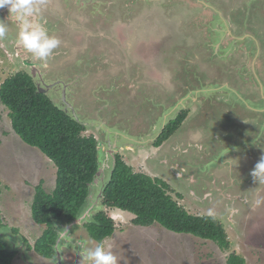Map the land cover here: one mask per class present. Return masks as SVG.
<instances>
[{"label":"rangeland","instance_id":"1","mask_svg":"<svg viewBox=\"0 0 264 264\" xmlns=\"http://www.w3.org/2000/svg\"><path fill=\"white\" fill-rule=\"evenodd\" d=\"M82 1L88 5L78 3ZM246 2L43 0L40 5L38 19L55 26L56 33L47 27L49 35L61 41L54 56L48 59V69L65 71L83 57L90 63L82 81L83 89L78 88L79 95L74 100V108L79 109L76 112L86 115V124L91 118L96 120L98 110H107L106 114L100 113L104 117L99 119L100 123L112 126L109 130L117 133L138 137L154 125L159 117L155 111L163 112L178 102L187 104L179 110L188 113L187 119L158 148L154 142L159 136L137 144L122 138L112 153L134 173L166 181L175 200L191 215L215 217L224 226L230 242V249L223 251L212 242L171 233L157 224L134 226L132 214L105 207L99 200L91 214L102 212L113 221L114 233L106 240L122 257L120 264H226L231 253L241 256L245 264H264V177L251 175L248 180L264 157V19L256 15L254 4L250 6L248 22L244 23L241 16L233 18L231 11ZM209 6L220 16L214 13L215 19H211L213 12ZM0 22L6 24L7 31H16L2 15ZM213 31L222 36L218 45L219 38H208ZM4 37L0 38V85L10 75L25 71ZM63 51L68 52L66 56ZM93 90V94H99L100 104L103 99L107 104L99 108L98 102L91 99ZM185 92L189 93L187 99L192 98L190 95L196 98L188 103L185 99L179 101ZM51 99L57 103L55 98ZM138 107L143 111L153 108L152 119L144 118V113L132 122ZM95 125L98 124L86 126L83 135L93 136L98 148H104L110 131L99 132ZM174 156L191 169L196 179L194 192L188 189L190 182L182 172L178 174L174 168L172 173L168 168ZM203 173L207 178H203ZM55 179L54 165L39 149L18 137L8 110L0 102L1 229L11 234L17 232L32 247L45 228L32 219L35 192L39 186L51 193ZM104 179L105 173L99 181ZM213 183L221 195L233 199L229 208L228 199L220 195L212 200L197 197V190L208 196ZM93 193L95 196L96 188ZM85 223L72 238L94 247L96 243L84 230ZM82 244L61 250L64 264H81ZM13 252L16 254L12 264H25L18 250ZM28 256L32 264H52L33 250Z\"/></svg>","mask_w":264,"mask_h":264},{"label":"trees","instance_id":"2","mask_svg":"<svg viewBox=\"0 0 264 264\" xmlns=\"http://www.w3.org/2000/svg\"><path fill=\"white\" fill-rule=\"evenodd\" d=\"M0 102L8 110L12 129L18 137L39 149L56 169L54 190L46 193L38 186L35 192L32 219L45 228L33 246H28L29 251L33 250L39 257L51 259L55 255L56 222H73L97 174L98 143L93 136H84L85 124L39 91L25 71L10 75L1 83ZM174 113L167 118L169 121L154 142L156 148L187 119L185 111ZM172 191L166 181L134 173L115 155V166L100 200L105 207L132 214L134 226L157 224L171 233L190 235L228 251L230 242L224 226L215 217L188 213L175 200ZM84 230L97 243L111 237L115 226L111 219L98 212L92 221L84 224ZM15 254L0 242V264H12ZM226 264H245V261L231 253Z\"/></svg>","mask_w":264,"mask_h":264},{"label":"flooded vegetation","instance_id":"3","mask_svg":"<svg viewBox=\"0 0 264 264\" xmlns=\"http://www.w3.org/2000/svg\"><path fill=\"white\" fill-rule=\"evenodd\" d=\"M76 1V0H74ZM254 4L256 7V15L261 18L264 19V0H248V2H246L245 5H242L241 8H237L232 10V17L234 18L235 15L237 16H241L240 19L243 20V22L245 23V21L248 22L249 18V13L251 12V8L250 6ZM245 7V11L242 10V8ZM241 9V10H240ZM4 10V11H2ZM252 13V12H251ZM0 15H2L4 17V19L12 24L16 31H7L4 39L6 40V46L9 47V50L11 51V54L14 56H17L19 58V60L21 61V64L24 67V70L32 77L33 82L35 84V86L37 87V89L39 91H41L42 93L47 94L50 98H55L57 101V105L59 104V106H63L65 107L66 105L70 108L67 107L68 110L64 109L62 107V109H64L71 117H73L75 120L84 123L85 126H93L94 124H98L95 125L94 128H96V130L100 131H108L109 129L112 128V126L110 127L109 125L102 124V122L100 123L99 119H104L103 115L100 113H107V110H98V112L95 113V116L98 114V119L93 120V118L90 119L89 123H85L86 120L84 118H87L85 116H81L79 115L76 110L74 108L75 107V97L72 93L77 92L76 89L82 88L81 84L82 81L85 79V76L88 74L87 72V66L90 67V63L88 62V58L87 57H83L81 59H77L74 62V65L66 67L65 71H60V70H49V61H47V66L44 65V63L42 61H40L39 59H37L32 53L27 52L26 50H24L21 46H19L16 43L17 40V34H18V25L16 23V21L14 20L13 17L10 16V13L8 11L7 7L4 8H0ZM38 19V17H37ZM39 20V19H38ZM41 22H43L47 27H50V25L48 26L47 20L43 21L40 20ZM241 22V21H240ZM50 32H57L56 27H50ZM54 51V50H53ZM54 53V52H53ZM63 53L65 54L64 56H66L68 53L67 51H63ZM52 56H54V54H52ZM109 65V64H108ZM50 73V75H49ZM63 74L65 75H69L64 77ZM119 85V83H118ZM84 86V85H83ZM125 86V85H123ZM122 86V87H123ZM118 87V86H117ZM116 89H119V87ZM126 87V86H125ZM102 88L107 89L105 86H102ZM57 90V91H56ZM96 91V90H95ZM94 92V91H93ZM187 94V95H186ZM186 95V96H185ZM189 95V93L185 92V94H182V97L180 96V100L182 101L183 99L187 100L186 103L190 102L193 98L195 99L196 97L193 95L192 98L187 96ZM106 96H108L106 94ZM105 98H109V97H105ZM91 99L93 100V102H98L99 108L104 106V103L107 104V101L105 99H103V103L100 104V99H99V94H93V97L91 96ZM195 101V100H194ZM205 103V102H204ZM187 104H176L175 106L169 108V109H165L163 112H160L159 110H157V108L155 110V112H158L157 114L159 115V117L156 119L154 125H151L149 127V131L148 132H140L141 136L138 135V137L135 136H130L128 137V135H126V132L123 133H117L116 131H112L109 130V136L107 137V143H105V147L104 148H100L99 149V156L101 157V167L99 172L97 173L98 176L97 178H99L102 176L104 169L108 170V169H112L111 164L109 165L108 163V159L112 161L113 157L115 158V155L112 153V150L119 146L120 144V139L125 138L127 140V143L129 142V144H137L140 142H143L145 140H150L153 139L155 136H159L163 129L165 128L167 121H169L167 118H169L174 112V114L179 113V110H181L183 108V106H185ZM205 104H203V109H205ZM105 109V108H104ZM150 108L148 107L146 110H142V107L139 108L138 107V115L136 116V118L133 119L132 122H134L137 117H139L140 115L146 113L147 115L144 116V118L146 116L149 117V120L152 119L151 113L152 110H149ZM206 110H208L206 108ZM184 111V110H182ZM181 112V111H180ZM87 113V112H86ZM90 113V112H89ZM100 114V115H99ZM88 115V113H87ZM143 118V117H142ZM143 118V119H144ZM89 119V118H88ZM100 124V127H98ZM99 128V129H97ZM102 129V130H101ZM157 135H156V134ZM145 139V140H144ZM114 141V142H113ZM116 141V142H115ZM133 142V143H130ZM122 144V143H121ZM172 165L169 166L168 168L172 171L173 173V169H176V172L179 171L180 173L182 172V174L185 175V179L188 180L190 182L188 189L190 190V192H194L193 190V186H196V179L192 176L191 174V169H187V167H184V165L181 164V159H178L177 157H173L172 159ZM168 165V164H167ZM218 166V165H217ZM216 166V167H217ZM108 168V169H107ZM184 169H186L187 171H185ZM198 169V173H201L199 168ZM206 170V169H205ZM109 171V170H108ZM111 171V170H110ZM208 170H206L207 172ZM204 172V173H206ZM203 173V178H207L208 175ZM109 172L106 173L105 175V180H107V176H108ZM252 175V172H250L249 176ZM210 177V176H209ZM212 178V177H210ZM252 178L249 177L248 180L250 181ZM97 180V179H96ZM211 182H213L211 180ZM105 183V182H103ZM214 183L212 184V187H214ZM227 189V188H226ZM224 189V190H226ZM211 193H208V196H206L204 193H200L198 190L195 191L197 193V197L200 199H206L209 198V200H212L213 198H216L218 195L220 196H224L221 195V192L218 190V188L216 189V187H214L213 189L210 187ZM228 190V189H227ZM226 190V191H227ZM89 193V192H88ZM93 195V189H91L90 192ZM88 195V201L87 203H85L83 205V207L79 210V212L77 213L76 218L73 220V222H66V221H60V222H56V240H55V245H54V251H55V255L53 258L51 259H46L52 262V264H64V262L62 261V256H61V250L64 247H68V246H75L74 244L80 245L83 242L76 240L74 238H72L73 233L75 232L76 229L79 228V226H81L83 223L88 222V221H92L93 220V215L91 214V210L97 208V204L98 202L95 200H91L93 199L92 195ZM229 196V195H228ZM233 200V199H232ZM0 242L4 243L6 245V247L8 248V250L10 251H16L18 250V254L21 257V259L25 262V264H32V262L30 261V258L28 256V244L26 242L23 241V238L21 236H19L18 234H11L8 231L2 230L0 227ZM19 242V243H18ZM79 251H81V247H79Z\"/></svg>","mask_w":264,"mask_h":264},{"label":"clouds","instance_id":"4","mask_svg":"<svg viewBox=\"0 0 264 264\" xmlns=\"http://www.w3.org/2000/svg\"><path fill=\"white\" fill-rule=\"evenodd\" d=\"M43 0H0V8L7 7L10 16L18 25L16 43L47 66L53 50L61 41L54 35H49L45 24L37 19ZM7 33V26L0 22V38ZM253 177H264V157L256 164ZM81 264H120L122 257L113 251V245L107 240H101L94 247L81 245Z\"/></svg>","mask_w":264,"mask_h":264},{"label":"water","instance_id":"5","mask_svg":"<svg viewBox=\"0 0 264 264\" xmlns=\"http://www.w3.org/2000/svg\"><path fill=\"white\" fill-rule=\"evenodd\" d=\"M83 2V1H82ZM82 2H78V3H81L82 5H88V4H85L84 2L82 3ZM77 4V3H76ZM204 8V7H203ZM209 8H210V10L213 12L211 15L213 16V17H211V19H215V16H214V13L216 14V15H218L217 13H219L217 10H214V8L213 7H211V6H209ZM2 11H4V10H2ZM217 11V12H216ZM219 16H220V13H219ZM221 18V17H220ZM228 31H226V33L225 34H229L230 35V33L228 32ZM212 33V32H211ZM216 32L215 31H213V33L212 34H210L209 36H208V38H210V37H216V38H219L217 41H216V45H218L219 43H220V41H221V38H222V36H221V34H219V35H217V34H215ZM247 38V37H246ZM236 40V39H235ZM211 41V40H210ZM236 42H238L237 40H236ZM251 42H253L252 40H247V43H251ZM235 43V42H234ZM254 43H256V42H253V44ZM252 44V43H251ZM257 45V44H256ZM248 56H249V53L247 54ZM238 69H240V68H238ZM238 69H235V71L236 70H238ZM245 69V68H244ZM245 76H247V75H245ZM243 79V78H242ZM247 79L249 80V78H248V76H247ZM244 80V79H243ZM245 81V80H244ZM251 81V80H250ZM248 82V81H247ZM256 84L259 86L260 85V89H261V83H260V81L259 80H257L256 81ZM80 87V86H79ZM78 87V88H79ZM81 87L82 88H80V90H82L83 89V84H81ZM78 89H76V91H77ZM93 91H95V90H93ZM93 91L90 93L91 95H93ZM73 95H74V97H77L79 94H78V92H74V93H72ZM56 101H58V100H56ZM58 106H59V104H58ZM63 107V106H62ZM67 105L65 106V107H63L64 109H66V110H68L67 109ZM61 108V107H60ZM68 108H70V107H68ZM96 117V116H95ZM96 119H98L97 117H96ZM99 161H100V164H99V168H98V170H97V173L99 172V170H100V167H101V165H102V163H101V157L99 156ZM111 166H112V169H113V167L115 166V158L113 157V159H112V161H111ZM108 169V168H107ZM112 169H108V170H106V169H104V171H103V173H105V175H106V173H108L109 172V174H108V178H107V180H103V181H99V178H97V176H98V174H96L95 175V177H94V179H93V182L91 183V185H90V187H89V193H88V195H90L91 193V189H93V192H94V189L96 188V194H95V196H93L94 195V193H93V201L95 200V202L97 201V202H99V200L101 199V194H102V191H103V189H104V187L106 186V184L108 183V181H109V179H110V176H111V172H112ZM111 170V171H110ZM106 178V177H105ZM97 179V180H96ZM100 179H101V177H100ZM103 182H105V183H103ZM222 197H225V196H222ZM226 198V197H225ZM228 199V200H227ZM226 200H227V205H228V208H229V204H233V200L232 199H230L229 197H227L226 198ZM87 201H88V196H87V198H86V200H85V203H87ZM84 203V204H85Z\"/></svg>","mask_w":264,"mask_h":264}]
</instances>
